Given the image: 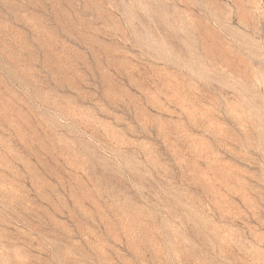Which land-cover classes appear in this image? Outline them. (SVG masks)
I'll list each match as a JSON object with an SVG mask.
<instances>
[{
	"label": "rangeland",
	"instance_id": "1",
	"mask_svg": "<svg viewBox=\"0 0 264 264\" xmlns=\"http://www.w3.org/2000/svg\"><path fill=\"white\" fill-rule=\"evenodd\" d=\"M0 264H264V0H0Z\"/></svg>",
	"mask_w": 264,
	"mask_h": 264
}]
</instances>
